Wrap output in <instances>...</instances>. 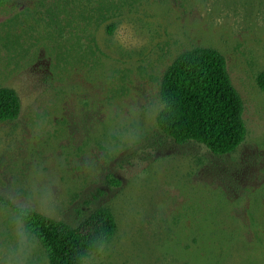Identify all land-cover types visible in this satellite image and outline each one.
<instances>
[{"label": "rangeland", "instance_id": "374dc122", "mask_svg": "<svg viewBox=\"0 0 264 264\" xmlns=\"http://www.w3.org/2000/svg\"><path fill=\"white\" fill-rule=\"evenodd\" d=\"M222 54L247 134L225 155L157 123L184 52ZM264 0H0V196L77 225L108 208L114 237L84 264H264ZM119 180V183L114 180ZM0 264H49L0 202Z\"/></svg>", "mask_w": 264, "mask_h": 264}, {"label": "trees", "instance_id": "16d2710c", "mask_svg": "<svg viewBox=\"0 0 264 264\" xmlns=\"http://www.w3.org/2000/svg\"><path fill=\"white\" fill-rule=\"evenodd\" d=\"M257 84L264 91V71L258 74ZM160 93L163 108L157 123L177 143L195 141L214 154L225 155L237 150L245 140L243 102L226 60L218 51L195 48L181 54L166 71ZM21 109L18 92L0 87V121L16 119ZM0 202L11 206L25 227L43 243L49 264H84L89 255L110 242L117 228L113 214L104 207L71 225L13 205L2 196Z\"/></svg>", "mask_w": 264, "mask_h": 264}]
</instances>
